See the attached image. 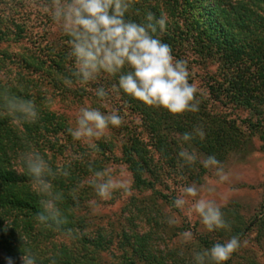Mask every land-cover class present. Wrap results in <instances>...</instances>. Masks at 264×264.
<instances>
[{
    "label": "trees",
    "instance_id": "1",
    "mask_svg": "<svg viewBox=\"0 0 264 264\" xmlns=\"http://www.w3.org/2000/svg\"><path fill=\"white\" fill-rule=\"evenodd\" d=\"M6 11L0 6V42L21 41L26 36V27L14 13ZM149 12L157 18L161 14L167 17L165 31H158L156 36L171 47L178 60L182 56L175 50L182 40L189 39L185 36L188 30L180 24L184 19L192 31L195 50L221 67L222 78L210 77L207 82L208 96L196 93L197 113L174 115L114 91L112 86L118 76L102 73L87 84L76 82L72 76L75 65L69 55V38L65 35L63 41L43 47L44 53L32 50L20 56L0 51V264H6V257L20 264L19 258L26 252H31L37 264H191L192 258L185 253L172 248L159 249L155 243L156 229L143 231L139 227L136 216H147V206L133 212L132 227L123 230L117 254L113 252L112 234L86 231L87 223L77 212L84 206L87 192L93 189L87 179L90 180L93 171L103 170L106 161H121L131 171L134 188L159 193L156 185L168 166L178 175L198 179L196 163L182 166L177 155L182 148L192 151L196 147L206 158L211 155L221 160L231 151L245 149L255 135L264 144V123L260 119L264 109V0H133L126 18L139 23ZM65 79L74 82L68 85ZM47 85L62 98L92 97L105 101L117 96L121 101L119 115L127 108L140 117L143 130L132 129L122 115L123 123L117 127L124 131L119 158L107 154L113 151L108 142H98L95 148L85 147L69 134L67 119L48 106ZM100 87L108 92L103 100L95 96ZM5 96L33 101L38 119L34 123L14 119L3 108ZM215 102L249 109L251 115L241 120L246 129L227 113L216 112L211 105ZM255 116L257 120L253 119ZM196 127L203 128L204 139L195 137L185 144L182 135ZM29 150L41 153L56 173L49 179L55 190L64 193L59 207L67 220L65 224L49 227L37 219L43 197L37 194L20 159ZM161 196L171 204L175 200L165 194ZM260 215L237 235L243 238L251 226H258V240L264 244V203ZM227 218L224 219L229 224ZM235 228L238 232L241 227ZM58 236L70 237V243L56 241ZM223 242L199 233L196 250ZM107 254H112L110 263L103 259ZM235 256L234 252L225 264H233ZM250 264L258 263L250 261Z\"/></svg>",
    "mask_w": 264,
    "mask_h": 264
},
{
    "label": "clouds",
    "instance_id": "2",
    "mask_svg": "<svg viewBox=\"0 0 264 264\" xmlns=\"http://www.w3.org/2000/svg\"><path fill=\"white\" fill-rule=\"evenodd\" d=\"M132 4L133 0H51L47 9L51 19L69 38V55L75 65L72 76L82 84L95 81L102 73L118 76L117 83L112 86L114 91L123 92L145 105L166 109L174 115L197 113V89L189 83L186 62L175 59L171 47L156 36L158 31H165L167 17L161 14L157 18L149 12L142 22L132 21L126 18ZM73 82V79H65L68 85ZM107 95L103 87L95 90V96L100 100ZM3 108L14 119L24 122L34 123L39 116L33 101L15 96H5ZM122 123L121 115L115 110L104 113L84 106L79 109L75 127L69 128L68 132L74 140H83L90 148H95L93 140L100 139L110 126L119 127ZM195 137L204 139L202 127L184 133L181 139L188 144ZM177 155L182 166H191L199 161L203 168L215 169L220 182L228 179L215 156L199 159L196 151H189L188 148H182ZM20 159L32 178L37 194L43 197L40 200L42 211L37 213L38 221L49 227L65 224L67 220L59 207L64 193L55 190L49 179L56 175L49 162L41 153L32 150L22 153ZM90 171L93 170L90 168ZM87 183L102 199L110 198L117 190L127 192L130 184L114 175L110 168L93 171ZM208 190L212 191L211 188ZM199 192L196 185L182 187L172 206L183 209L189 204L186 198H195ZM190 210L199 216L210 232L230 227L221 207L212 200L195 199ZM168 223L175 221L170 218ZM182 235L186 241L193 238L191 232ZM239 247L238 236H232L223 243L213 244L211 248L194 251L191 264H225ZM19 259L20 264H37L31 252L22 253ZM5 261L6 264H16L12 257H6Z\"/></svg>",
    "mask_w": 264,
    "mask_h": 264
},
{
    "label": "rangeland",
    "instance_id": "3",
    "mask_svg": "<svg viewBox=\"0 0 264 264\" xmlns=\"http://www.w3.org/2000/svg\"><path fill=\"white\" fill-rule=\"evenodd\" d=\"M51 0H0V6L6 9V13L12 12L18 21L26 27V36L21 41L4 40L0 42V51H6L14 55H28L32 50L38 53H44L47 45L59 43L64 35L60 27L53 22L50 13L47 10ZM181 19V27L188 30L189 39L182 40L175 52L182 56L186 62L189 72V81L193 84L197 92L208 96L206 89L210 77L217 79L222 78L221 67L219 63L212 58L200 55L194 48V39L191 38L192 31L188 25ZM1 25V24H0ZM12 25H10L11 27ZM185 30V31H186ZM34 41H37L34 44ZM43 48V51L40 49ZM172 55L178 60L173 52ZM45 95L47 104L51 110L64 116L70 128L75 127V119L79 109L84 106H90L99 109L101 112L109 113L113 110L119 113V97L114 96L111 100L97 101L92 97L75 98L73 96L62 98L50 86H46ZM217 112H225L230 118H234L241 124V120L251 115L250 110L244 107H234V105L224 106L219 102L211 104ZM124 120L133 129L143 130L140 117L132 113L127 108L123 109L121 114ZM257 120L258 117L253 118ZM264 123V109L260 116ZM245 128V125H242ZM124 131L117 127H109L104 135L93 140L95 145L98 142H108L113 146V151L108 152L112 157L122 155V145L124 141ZM143 137L147 139L146 132L143 131ZM85 147L88 143L83 140L79 141ZM195 150L199 159H205L206 156ZM228 175L226 181L220 182L216 176L215 169H205L200 163H196V173L200 172L198 179H190L188 176L178 175L171 167L162 171L161 177L157 182L156 189L159 193L152 190L140 191L133 187V178L128 166L121 161H106L104 168H110L113 174L130 182L129 190L115 191L110 198L102 199L95 193L94 188L87 192L84 206L78 210L77 215L82 216L86 223V231L97 233L103 231L106 234H112L115 239L113 252L118 253L116 246L119 245L122 238V232L125 228H131L133 221L131 218L134 211L147 206V216H136V222L144 231L156 229V246L159 249H175L179 252L189 255L196 250L198 245V234L208 235L214 240L227 241L232 236H238L240 247L235 251V260L233 264H250V261H256L258 264H264V244L258 240V226H251L245 231V236L240 238L239 235L251 221L260 215L262 204L264 203V144L258 135L250 138V145L245 149H239L229 152L223 159L219 160ZM199 162V161H198ZM203 171V173H201ZM92 178V177H91ZM90 178V179H91ZM89 179H87L88 181ZM189 185H196L199 189V195L195 198L188 197L189 204L183 209H177L163 198L161 194L168 196V199L180 196V189ZM211 188L212 191L208 189ZM205 198L214 201L221 207L225 217H228L230 227L228 229H219L208 231L201 223L197 214L191 211V203L195 199ZM148 212V214H147ZM173 219L175 223L169 224L168 220ZM130 219L132 221H130ZM135 219V218H134ZM150 220V222H149ZM157 222L159 225L157 226ZM240 231L236 232V228ZM184 232H191L193 238L185 240ZM70 237L58 236L56 241H66L70 243ZM2 254L0 253V259ZM104 261L111 262L112 254L104 255ZM138 264H147L138 262Z\"/></svg>",
    "mask_w": 264,
    "mask_h": 264
}]
</instances>
